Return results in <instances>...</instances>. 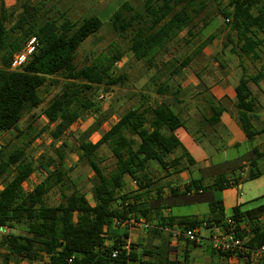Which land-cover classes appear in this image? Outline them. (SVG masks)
<instances>
[{
    "label": "trees",
    "instance_id": "16d2710c",
    "mask_svg": "<svg viewBox=\"0 0 264 264\" xmlns=\"http://www.w3.org/2000/svg\"><path fill=\"white\" fill-rule=\"evenodd\" d=\"M139 1L138 7L124 1L110 16L109 25L114 33L127 37V51L133 58L148 66L167 43L189 28L205 8L204 0ZM226 2L220 15L228 20L225 26L227 41L233 45L232 52L239 57L257 60V50L264 42L263 37L258 36L264 32V0ZM45 7L44 2L36 6L22 2L17 18L11 23L14 11L8 10L4 0H0V134L15 131L18 138L26 140L23 147H14L9 152L0 148V181L3 184L0 190V228L23 229L25 232L9 233L3 237L6 247L1 255L3 264H21L23 261L29 264H190L185 256L182 260L169 258L170 242L167 238H162L158 245L151 247L129 244L125 249L129 238L128 222H138V215L146 217L150 210L146 203L148 194L157 188L151 180L149 164L156 163L166 170L168 155L181 146L175 131L184 123L173 109V104L179 102L176 99L177 89L172 91V99H169V86L155 84L159 102L142 101L137 107L127 109L96 143H91L88 138L106 116L96 119L94 125L76 140L78 160L93 174L92 202L84 193L72 190L67 194V189L64 190L69 186L61 164L63 149L67 146L64 142L58 148L53 147L55 157L39 159L38 167L43 177L39 182L29 183L35 168L27 161L26 147L46 131L53 141L59 140L74 122L84 118V114L93 108L91 100L85 95L94 86L111 87L122 83V77L112 71L113 64L123 57L119 50L96 57L88 65L78 66L75 62L79 46L103 25L97 16L73 22L65 12L56 11L53 14L52 8ZM31 36L38 39L35 52L21 71H9L12 56ZM212 40L210 38L201 43L195 55L200 54ZM190 62V57L185 58L177 71ZM169 71L171 74L172 71ZM49 77L60 80L54 81L61 85L60 91L43 110L48 125L33 136V128L29 124L24 131L17 126L26 112L41 105L39 90ZM263 78L261 72L252 76L243 72L235 87L234 106L239 125L248 139L257 133L252 127L254 110L249 85L257 86ZM219 114L214 109L206 121L214 125ZM50 126H53L51 130ZM103 145L114 159L109 171L101 166L102 158L98 155ZM262 157L256 153V158L248 165L244 181L255 180L263 174L264 166H258ZM127 177L137 183L136 192H125ZM232 182L237 184V179H232ZM25 183L29 185V190L24 189ZM230 183L225 176L218 177L207 186H203L201 181H192L185 192L192 188L222 190ZM53 189L59 190L61 200L57 205L50 206L46 204L45 197ZM209 208L208 218H161L160 225L164 228L177 224L185 229L201 226L212 229L224 219L219 202L210 203ZM231 213L229 219L234 222L237 235L244 239L248 237L245 247L251 250L264 246V224L257 222V218L264 217V205L244 213L234 208ZM117 221L124 223L123 226L116 224ZM244 222L248 223L247 233L239 229ZM222 226L225 228V225ZM152 232L161 235L156 229ZM114 251L117 254L112 257ZM245 256L248 257L247 254H238L237 258L244 259Z\"/></svg>",
    "mask_w": 264,
    "mask_h": 264
},
{
    "label": "rangeland",
    "instance_id": "374dc122",
    "mask_svg": "<svg viewBox=\"0 0 264 264\" xmlns=\"http://www.w3.org/2000/svg\"><path fill=\"white\" fill-rule=\"evenodd\" d=\"M25 1L32 6L44 2L46 4L44 9L52 8L51 13L53 14L56 11L65 12L66 17L73 22H80L83 18L91 15L97 16L102 21L103 25L100 30L79 46L75 59L78 66L88 65L96 57L105 56L115 50L123 53L119 66L113 69L114 75H120L122 77V83L111 87L105 85L94 86L92 91L87 92L85 95V97L91 100L93 105L92 109L96 112L94 110L92 111V109L86 112L84 118H80L74 122L59 140L53 141L48 131L42 132L25 149L27 161H30L35 168L29 180V183L34 184L39 182L43 177V173L38 167L39 159L41 157H55L53 147L58 148L64 142L67 146L63 149L64 160L61 164L69 181V186L64 188V190L67 189V194L72 190L84 193L89 202H92L91 179L93 174L88 166L79 162L76 152V140L81 138L94 125L96 119H101L106 116L102 124L89 136L88 139L91 143H96L102 134L127 109L137 107L142 101L154 103L157 96H159L155 92V84L163 83L169 86V99H172L170 96L172 91L177 89L179 93L176 99L178 100L188 98L185 89L183 90L181 85L187 83L190 81V78L192 79L196 75L201 77L206 74L209 83L212 82V79H218L217 77H221L222 79L226 78L223 84L214 81L213 86L215 83H218L221 87L231 86L243 72L248 76L255 75L258 72L264 75V42L260 46V50H257L259 55L257 60H251L245 56L239 57L236 53L232 52L233 45L227 41L226 21L220 15L221 9L227 3L226 0H204L205 8L203 11L194 18L188 29L180 32L176 38L166 44L154 60H152L151 66L134 59L132 54L127 51V37L117 35L111 30L109 25L110 16L124 1L129 2L134 7H138L140 5L139 0H4L7 9L14 11V17L11 19V23L17 18L20 12V5ZM258 36L264 39V32L259 33ZM210 38L213 39L211 43L200 54L195 55L197 47ZM189 57L191 58L189 65L177 71L180 63ZM167 69L171 70L172 73L170 74V71ZM56 80L60 81L54 77H49L45 85L40 88L39 95L42 103L38 108L26 112L23 115L22 120L17 126L19 130L24 131V127L29 124L33 128L31 134L34 136L38 131L48 125L43 110L48 102L60 91L61 85L55 84L54 81ZM50 81H53V83ZM250 87L256 94H259L260 91L264 92V78L260 80L257 86L250 83ZM100 93L106 94L107 100L99 101L97 96ZM191 99L196 103L195 96L189 98V100ZM174 108L178 110L179 105L174 104ZM187 110L184 106V112ZM52 128L53 126L49 127L50 130ZM25 143L26 140L23 137L18 138L17 132L15 131L0 134V148L6 152H9L14 147H23ZM98 155L102 158L101 166L109 171L114 164L110 150L103 145L99 148ZM149 165V174L155 177L157 173L151 167V164ZM125 183V192H134L135 187L132 185V180L127 177ZM24 189L29 190V185L25 183ZM60 200L59 190L56 189H53L45 197L46 204L50 206L57 205ZM127 228L129 233L127 241L131 245L141 244L145 247L152 246L154 238L148 232V229H141L135 223H128ZM204 232L202 230L200 236H203ZM9 233L24 234L25 232L23 229H7L0 232V264H3L1 255L5 253L6 248L3 237ZM138 233L142 234V237L140 236L139 240H134ZM210 249L208 248V250ZM9 264H13V262ZM21 264L29 263L23 261ZM32 264L45 263L34 262Z\"/></svg>",
    "mask_w": 264,
    "mask_h": 264
},
{
    "label": "crops",
    "instance_id": "0c3cea01",
    "mask_svg": "<svg viewBox=\"0 0 264 264\" xmlns=\"http://www.w3.org/2000/svg\"><path fill=\"white\" fill-rule=\"evenodd\" d=\"M217 78L209 83L206 74L201 77L196 75L181 85L188 98L178 99V110H175L173 104L174 111L180 115L184 123L183 127L175 131L181 146L168 155L166 170H162L156 163H150L157 173L155 177L151 176L157 188L150 190L146 200L150 210L146 217L138 215V222L149 225L148 232L154 238L152 246L159 244L162 238L169 240L172 249L169 252L170 259L182 260L185 256L190 264H264V257L245 260L231 255H220L212 250L208 238L213 228L205 226L195 228L199 236L202 230L205 232L193 243L182 238L176 241L170 239L169 230L178 228L177 224L168 228L160 225L161 218L195 217L198 220L208 218L209 204L219 202L224 220L215 227L222 228V224L225 225L229 220L234 208L244 213L264 205V172L255 180H243L248 172L249 163L256 158V153L263 155L258 161V166L260 168L264 166V92L256 94L249 85L254 110L252 127L257 133L248 139L239 125L238 113L234 106L235 87L240 77L229 87H221L218 84H223L226 78ZM214 81L218 83L213 86ZM194 96L196 103L192 99L189 100ZM159 101L160 97L157 96L154 103ZM184 106L188 109L185 112ZM214 109L220 114L218 122L210 125L206 119L212 115ZM221 176H225L226 180L231 182L222 190L192 188L185 192V188L190 187L192 181H201L203 186H207ZM232 179H237V184L234 185ZM257 222L264 224V217L257 218ZM248 223L239 225V229L247 233ZM152 229L160 231L161 235H154ZM140 236L142 237V234L138 233L134 240H139Z\"/></svg>",
    "mask_w": 264,
    "mask_h": 264
},
{
    "label": "built area",
    "instance_id": "2783aa9c",
    "mask_svg": "<svg viewBox=\"0 0 264 264\" xmlns=\"http://www.w3.org/2000/svg\"><path fill=\"white\" fill-rule=\"evenodd\" d=\"M226 22L228 20H225ZM38 45V39L35 36L29 37L24 43L22 49L15 53L9 63V71H21L22 67L25 65L27 60L33 55ZM119 62H115L112 66V71L114 68L119 66ZM99 101L107 100V95L100 93L97 96ZM132 185L135 187L134 190H138V185L135 181L132 180ZM3 184L0 181V190L2 189ZM129 224L135 223V225L141 226L143 229H147L149 225L145 222H134L130 220ZM120 226H123L124 223L116 222ZM7 228H0V232L5 231ZM170 239L176 241L180 238L185 239L190 242H197L200 239L197 229H185L183 227H178L169 230ZM128 240V239H127ZM208 242L211 245V248L216 251H221L224 253H229L231 256L236 257L238 254H247L248 257H244L245 260H257L264 257V246L256 247L254 249H247L245 247V239L241 238L235 232L234 222L232 220H227L225 222V228L213 227V230L208 238ZM130 243L126 241L125 249H128ZM117 254L116 251L112 253V257H115Z\"/></svg>",
    "mask_w": 264,
    "mask_h": 264
}]
</instances>
